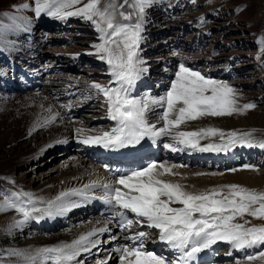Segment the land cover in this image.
<instances>
[{"label":"snow or ice","instance_id":"1","mask_svg":"<svg viewBox=\"0 0 264 264\" xmlns=\"http://www.w3.org/2000/svg\"><path fill=\"white\" fill-rule=\"evenodd\" d=\"M156 2L123 0L118 5L112 0H34L35 7L31 10L36 17L48 15L61 20L70 16L80 17L90 22L99 34L100 42L92 45L95 52L89 54L97 55L106 62L112 79L108 84L92 82L89 88L103 98L108 118L115 122V127L99 135L83 136L80 142L108 150H120L136 147L145 138L155 142L167 137L170 142L164 143L163 147L173 152L185 148L220 152L236 144L264 148V141H254L251 133H225L214 127L196 131L179 130L187 121L203 116H231L255 107L252 103L239 106L231 86L206 78L183 63L179 65L175 78L170 81V87L163 96L137 99L131 95L137 81L148 71L146 61L140 56V44L146 10ZM125 5L131 11H119ZM17 7L25 10L31 5L22 3ZM4 15L8 16V13ZM9 19L12 23L4 25L0 22V29L23 28L26 22L23 17L9 16ZM153 108L162 109L156 123L148 119ZM57 116L59 113L46 118L41 126L54 122ZM76 131L78 135H83L82 129ZM216 136H219V143H200L201 140ZM174 167L177 165L151 162L141 169L120 174L114 182L93 181L84 185L83 189L62 191L47 201L32 193L15 192L0 204V211L13 209L19 213L22 219L15 220L9 226L18 228L31 219L63 215L78 206L70 200L71 196L88 198L90 189L100 187L104 192L101 199L117 209L113 214L116 227L125 230L135 223L156 229L159 241L179 253L175 260L168 261L146 251L143 240L148 233L138 231L128 238L132 241L131 245L115 249L119 253L120 264H190L197 253L218 241L227 242L238 250L264 246V226L248 227V221L236 222L238 217L243 218L245 214L264 218V191L235 183L188 191L179 182L163 179L166 174L178 175L172 172ZM244 168L256 170L249 165ZM128 213L133 214L135 220L129 218ZM111 223L112 220L106 222ZM108 231L110 229L107 226L94 228L71 243L61 242L33 252L17 250L10 255L18 257L19 264H80L78 257L100 244L99 239L92 237ZM111 239L115 240L116 237ZM246 260L249 264L264 262V251L258 255H248ZM99 264L106 262L100 261Z\"/></svg>","mask_w":264,"mask_h":264},{"label":"rangeland","instance_id":"2","mask_svg":"<svg viewBox=\"0 0 264 264\" xmlns=\"http://www.w3.org/2000/svg\"><path fill=\"white\" fill-rule=\"evenodd\" d=\"M199 1L203 6L202 12H204L206 8L217 9V10L219 9L218 18L212 19L208 24L210 28H213V30L211 31L213 33L210 38L211 43L208 45V47L210 49H212L213 47H218L220 49L221 48L223 49L225 46L227 47L228 44H229L228 45L229 48L230 46H232V43H234L236 45L234 49V52L236 54L248 55V57L246 58L247 63L250 64L248 71L253 72V74H244L242 77L238 76V73H236L235 75L228 77L210 78V79L231 86L235 90L236 99L239 106L252 103L254 104L255 107L243 111L242 113H234L231 116H223V117L203 116L197 120H191L189 122L187 121L186 122V124H188L187 128L191 130L193 129L192 131H195L204 127H214L223 130L225 133L236 132L238 135L243 133H251L252 134L251 138L254 141H264V0H199ZM27 2H29L31 7L29 9L22 10L23 13H21V10H19L18 7L16 8V6ZM112 2L119 5L123 2V0H112ZM13 3L14 5L12 7L8 5L7 0H0V22H2L4 25H9L12 23L11 20L9 19V16H17V17L25 18L26 22L24 23V25L27 26V24L30 21V18L24 16H30L33 13V11H31V8L33 6L35 7L34 0H26V2H22L19 4H17L14 0ZM10 5H12V2L10 3ZM242 7L252 8L254 13L251 9L248 8V10H250V14L246 16L241 11ZM119 11L128 12L131 11V9L125 5L123 8H120ZM4 13H8V16H5ZM187 15L189 16L186 17L188 18L187 20L186 18H181L178 15L177 22L181 21L179 23H182L186 21L187 23L194 19L195 15H193L192 13L188 12ZM117 18L119 19V17ZM31 21L34 22V19H31ZM73 25H76L77 28H79L78 29L79 33L74 32L76 36H74L75 38H73V40L75 41H73V43L70 44H65L64 41H61V44L59 45L54 44L50 46L48 49H50L49 53L51 58L47 65L54 67L60 66L58 68L60 69L59 70L60 73L55 74V76H56V80L61 81L64 84L61 88L66 89L71 87H80L85 92L83 95L78 94V96L76 97L77 99L76 98L75 99L78 100L79 98H81L82 101H84L87 100L88 98L95 97L94 95H97L95 90L89 88V85L92 82L107 84L110 82L112 78L103 75V74L110 75L109 71L105 72L107 68L106 66L107 64L105 61H102L99 58H97L96 55L94 54L88 55L89 58L86 59L87 61L85 63V67L81 72H72V69L70 70L68 68L63 67V66H71L72 64L71 61H73V57H69L67 61L63 60L61 63L55 60V58H53L55 52H60L59 56H71L72 54L76 53L77 48H81V49L84 48L85 42L88 41L87 39L90 38L93 39L92 36L94 34L95 28L91 25L90 22H87L81 18L80 22H75ZM18 30H22V28L12 27V28L0 29V70H5L6 68L5 62L8 64V62L12 58L21 60V59H28L31 55H33L32 49L35 47L34 43H32L30 47H28L26 44L27 42L25 43L22 40V38L19 37L20 33L17 32ZM250 30L252 31L251 34L253 35L254 38L253 37L246 38V41H249L247 42V46L251 45L249 44L250 41L255 40L259 42L258 44L260 48L255 47V45H257L256 43L254 46L252 44V47L248 48L246 51L244 50V47L240 44L242 43V41L245 40V37ZM214 35H216V39L219 36L217 40L213 38ZM188 36H190V34H187V37ZM253 49L255 52L253 54H250L253 51ZM4 54L7 56L6 60L2 59L4 57ZM225 54H227L225 58H229L231 57V54H233V51L230 50L228 52H225ZM238 68L245 69L246 67L244 68L239 66ZM89 71L92 73L89 74ZM54 72L55 70L53 71V73H50L52 75L48 76L46 81H49L51 78H54ZM141 87L142 89L140 90V93L151 91L147 87L146 88L143 87V85ZM41 90L38 92H34L31 95L33 96V99L36 100V102L34 101V104L22 105L20 101L29 100L24 98V96H27L26 94H14L9 92L4 93L0 89V181L1 179L4 178L5 180H7V181L4 180V182L6 186H8V192H6L7 191L6 189L3 195L2 193H0L1 203L6 198H9L11 196L10 195L11 192H9L10 188L16 190L21 189L19 186L14 184L13 180H15L17 177L21 176L24 173H28V178L26 181L27 186L31 182H34L37 176L38 175L40 176L42 171L43 173L50 175V177L46 179L48 183L49 182L51 183L52 179H58V181H62V178L65 176L66 171L68 172V170L65 169V166L69 162L68 161L69 155L67 154L69 150L74 149V147L75 148L78 147L73 143L68 146L69 148H67L68 151L67 152L65 151V146L60 145L52 151L46 150L42 157L36 158L37 159L36 161L35 159L33 160L31 159L27 166L22 164L15 165L14 163L15 159L19 158L20 156L26 155L28 153L36 152L39 150L38 145L42 144L43 137L46 136V134H44L43 131L45 132L48 129V127L46 129L44 128V126H41L43 124L42 122L43 120H45L46 117H48L47 115L49 109L51 110V112L55 111L53 108L52 110L51 107H49L50 105L48 100H44L40 104L41 106L40 110L37 108L36 103L41 99V95H40ZM158 96H161V94L160 95L158 94ZM97 98H102V97L99 96ZM55 107L57 108L58 111L61 112L62 115L64 114L65 116V112H64L65 108H62L60 104H56ZM91 109L93 108L90 104L88 109H84L85 112L84 111L81 112V114H79L77 117L70 120L72 124L69 127V130L72 129V127L74 126H76V128L78 129H84L88 127L91 130H95V129L102 131L108 130L111 124L108 125L107 123L104 122L98 124L99 125L98 128L95 127L93 123L91 124L89 123L91 121L89 120L88 116L94 115V117H96L98 115L97 112H95L94 114L93 110ZM86 110H91V111L86 112ZM154 113L156 114V112ZM149 121L152 123H156L157 119H155V116H153V118L150 117ZM27 126L28 127L31 126L32 128L30 129L31 131H28L26 129L28 131V134L21 136L18 135V131L24 130V127L28 128ZM159 126L161 125L158 124V127ZM183 129H185V127H183ZM210 140L213 141L214 143L220 142L219 136L211 137ZM239 145L240 147L242 146L241 144H237L233 147H239ZM256 148L253 149L254 151H251L252 149L251 150L246 149L244 153L246 155H254L255 159L252 162H256L257 160L263 161L264 148H261L259 146L258 147L256 146ZM70 152L71 154H73L72 153L73 151ZM63 154H65L66 156L65 155L63 156ZM71 159L72 161L76 160V158H71ZM162 159H164V157H161L160 162L167 161L166 159L164 160ZM182 160H188V158H183ZM167 162H171V161H167ZM175 165H177V163ZM240 167H244L243 164H241ZM260 167H264V164H262V166ZM185 168H187L188 171H196L199 170L201 166L199 165L192 166L189 163V165H187V167L185 166ZM201 169L205 170L206 168H201ZM214 169L215 168H213V170ZM207 170H210V168H208ZM230 170H232V168H229L227 172H231ZM45 185L46 183L40 184V182H35V185L32 187L35 190L36 189L39 190L40 186H45ZM12 213L18 214L13 209H12ZM78 215H81V212H79L76 215H71L70 217H68V220L69 219L75 220L78 217ZM18 217H20V214ZM30 221L27 222L25 226H23L22 230H17L14 232H0V264H19V258L14 255H10V253L17 250L25 251V252H33L34 250L39 248L57 245L59 244V241L61 239H63L64 241L65 240L70 241L74 236V232L76 231V227L75 228L68 227V225H64V224H63L64 226L62 224H58L59 225L58 227L49 226L47 228L45 226L44 229H41V227L34 226L33 223L30 224ZM245 221H248V224L246 225L248 227L264 226V218H254L248 214H245L243 218L238 217L236 222L244 223ZM104 238L105 237H103V239ZM100 246L101 245L99 244L97 247L93 248V250L97 251V249ZM223 247H225V245H220L216 249ZM261 251H264L263 246H261V250L259 252ZM259 252H256V254ZM261 264H264V262H262Z\"/></svg>","mask_w":264,"mask_h":264},{"label":"bare ground","instance_id":"3","mask_svg":"<svg viewBox=\"0 0 264 264\" xmlns=\"http://www.w3.org/2000/svg\"><path fill=\"white\" fill-rule=\"evenodd\" d=\"M13 1L14 0H7L8 5L13 7V5H14ZM11 2H12V5H10ZM15 2L17 4H19L22 2H26V0H15ZM5 3H6V1H5ZM27 3H29V2H27ZM16 8H17V6H16ZM21 13H23L22 10H21ZM216 13H217V9H207L206 8L204 10V12H201L200 17L205 18V16H207L210 18V21H211L214 18H216V19L218 18V16H216ZM33 14H34V12H33ZM187 14H188V12H186L184 14H176V17L173 20L175 23L174 25L177 27L180 25L185 26L186 21L184 20L185 22H182V23H179L181 21L177 22L178 21L177 16L179 15L181 18H186V17H189ZM192 14L195 15L196 13H192ZM30 16H32V15H30ZM24 17H29V16H24ZM187 19L188 18H186V20ZM171 23H172V21L168 22L169 26L171 25ZM170 27H172V26H170ZM172 28H173L172 33L174 34V36H176L180 39V44L184 48L185 47H187V48L193 47L194 48L195 47L194 35L197 32L202 31V29H197L196 31L189 33L190 36L187 37V35L181 34L179 29L174 28V27H172ZM207 28H209L210 32L213 30V28H210L208 25H207ZM155 30L160 31L159 27ZM251 32L252 31L250 30L247 33V35L245 37V41H246V38L252 36ZM218 37H217V39H218ZM213 38L215 40H217L216 35H214ZM63 40H64V38H61V41H63ZM50 41L51 40H49L48 42H50ZM228 45H227V47L224 45L225 47L223 48V50H226L228 48ZM216 48L220 49L218 47H213L212 49H210L208 46L201 48V52L199 53V55L201 57H204L205 59H210L211 61H215L217 57L215 55H212V52ZM55 54H56V52H55ZM222 54H225V52L222 51ZM225 57L226 56H224V60H227L230 58V57L229 58H225ZM53 71H54V68L48 69L47 76L45 77L46 80H47L48 76L52 75L50 73H53ZM90 73H92V72L89 71V74ZM140 82L142 83V81H140ZM51 92H52V90L49 88H47V89L44 88L40 92L41 99L36 103L37 108L40 110L41 109L40 104L44 100H48L49 105H50L49 107H51V109L53 108L55 111L54 112L49 111L48 115H47L48 117H46V118H50L52 115H54L56 113H59V116L56 117L54 122L44 126V128L47 129V127H48V129L45 132L43 131V133L46 134V136L43 137L42 144L38 145L39 150L36 152L28 153L26 155L20 156L19 158L15 159L14 160L15 165L22 164V165L27 166L31 159L32 160L35 159V161H36L37 160L36 158L42 157L46 150L52 151L60 145L65 146V150H67V148H69L68 146L75 143L76 140H79V143H81L80 140L83 138V136L101 134L102 130H96V129L91 130L88 127L82 129L83 135L77 134L76 130L78 128H76V126H74L75 128L72 127V129L69 130V127L72 124V122L70 120H72V119H67L64 116V114L62 115L61 112L58 111L57 108L55 107L56 104L66 105L67 109L65 108V110H64L65 114L69 112V113H72L74 115H78L82 111H84V109H88L89 105L91 104V106L93 108L91 110H93L94 114H95V112H97L98 115L96 117H94V115L88 116L89 120L91 121V122H89L90 124L93 123V125H95V127H98L99 126L98 124H101L104 122L107 123L108 125L111 124V126H109L108 130H105V131H110L111 128L115 127V122L108 118L106 106L103 102V99H99L97 97H94V98L92 97V98H88L87 100H84V101H82V99L76 100L77 99L76 97L79 94L76 92V93H66L65 95L61 94L59 99L55 100L54 98H50L52 95ZM57 93L59 94V92H57ZM32 94L27 95L28 97L24 96L25 99H29V100L20 101V103L22 105L34 104V101L36 102V100L33 99V96H31ZM135 98L143 99L141 96H138ZM91 110H86V112H90ZM153 111L154 110H152V112ZM156 111H157V114H159L162 111V109L156 108ZM151 118H153V117H151ZM44 121L45 120H43V122H42L43 124H44ZM218 124H220V123H218ZM187 125L188 124H182L180 126L179 130L180 131H191V129L187 128ZM183 127H185V129H183ZM204 128H207V127H204ZM26 129L28 131H31L30 129H32V128H31V126H29L28 128L24 127V130L18 131V135L21 136V135L28 134V131ZM161 139H163V140H160L158 142L157 147H160L163 150V152L160 151L158 157L151 158L150 160H148L146 162H136L134 164L135 168L138 167L141 169L143 167H146L147 163L149 164L151 162L165 163L168 166H172V165H175L177 163V167L172 168V172L178 173V175L166 174L163 177V179L168 180V181H173V182H179V183L185 185L188 191H198V190H203V189H210L214 186L227 185V184H232V183H235V184H238L241 186H245L249 189H254L257 191H264V167H260V166H262V164H264V159H263V161L257 160L256 162H252L254 160V157H249V156L247 157L245 154H241L238 158H236L235 153L237 151V147H230L229 150L220 151V152H213V151L201 152L198 150H192V149L186 148V149L192 150V151H190L188 154L185 153L184 151H176V152L172 151L169 154L168 152H166L167 149H165L163 147V145H164V143H167L170 141L168 140L167 137H161ZM210 139L201 140L200 143L202 145H206L209 142H213ZM58 141H62V142H58ZM49 145H51V146H49ZM241 145L243 146L246 144H241ZM76 146H78V145H76ZM99 147L100 146L85 145V144L81 143V145L78 146L77 148L74 147V149L69 150V152L67 154V155H69V157H68L69 162L65 166V169H67L68 172L66 171L65 176L62 178V181H58V179H52V182L48 183L46 179L48 177H50V175L43 173V171H42L40 176L38 175L36 180L34 182H31L27 186L26 181L28 178V173H24L21 176L17 177L15 180H13L14 184L19 186L21 189L16 190V189L10 188L9 192H11V193L20 192V191L28 192V193H32L35 197H40V198H43L44 201H47L49 199H54L62 191H68L70 189H83L84 185H89L93 181H98L99 183L114 182L115 179L119 176V175L118 176L115 175V173H114V172H116L117 167L119 166V163H117V162L112 163V166H111V168L113 169L112 173H110L108 170L109 165L101 166V165L97 164L95 161H97L101 158V155H100L99 150H98ZM239 147H240V145H239ZM251 147L255 148L256 146H251ZM248 149H251V148H248ZM70 151H73L72 152L73 154H71ZM227 152H229V157L227 158L229 160V162H225L224 160H222L221 163L210 161L213 154H215L217 156H225V154ZM196 154H199L200 157L198 158L196 156ZM64 155L65 154H63V156ZM258 155H260V154H258ZM161 157H164V159H169L172 161L167 162L168 161L167 160L165 162H160ZM71 158H76V160L72 161ZM183 158H188V160H182ZM206 158H210V160L206 162L205 161ZM249 158H251V161ZM237 161H240V163L236 164ZM232 162L236 164L233 166L234 168H232V169H236L237 171L233 172L230 170L231 172H227L226 168L227 169L230 168L228 164H231ZM189 163L192 166L193 165H199V166H201V168H206V169L203 170L200 168L199 170H196V171H188V169L185 168V166L187 167V165H189ZM241 163H246L245 165L252 166V168H254L256 170H249V169H245L244 167H240ZM181 165L183 167H179ZM245 165L243 164V166H245ZM211 166L215 167V169L213 170V168H212V170H211V168H210ZM208 168H210V170H207ZM220 168H222V169L225 168V170H221ZM183 169H185V170H183ZM197 173H205L206 175H196ZM213 173H215V175H212ZM115 176H117V177H115ZM4 180L5 179L3 178V179H1L2 182L0 181V185H1L0 193H2V195L5 193L6 189H7L6 192H8V186H6ZM45 180H46V182H45ZM5 181H7V180H5ZM35 182H40V184L46 183V185L40 186L39 190H37V189L35 190L32 187L35 185ZM11 193H10V195H12ZM103 195H104V192H103L102 188L95 187V188H92L89 190L88 198L75 196V195L71 196L70 200L74 201L78 206L73 207L70 211H68L67 213H65L63 215H55L52 217L45 216L44 218L39 219V220H36V219L35 220L32 219L31 221L29 220L30 224L35 222L34 225L35 226H41V229H44L45 226L47 228L49 226L50 227H58L59 226L58 224L68 225V227H74V228L76 227V231L74 232V236L70 241H68V240L64 241L63 239H61L59 241V243H61V242L71 243L73 240L77 239L80 235L86 234L87 232L91 231L94 228H100V227L107 226L110 229V231L102 233V234H97V236L92 237V239H99L101 246L97 249V251H94L92 249L91 252L82 253L81 256L78 257L80 264H99L100 261H105L106 264H116L118 259H119V253H117L115 251V249L117 247H120V246H126V244H127L126 234H128L129 235L128 237H130L138 231H145L148 233L147 237L144 240L145 244L155 246L156 244L160 243V241L158 239V234L153 232V231H156V229L152 230L153 228H147L143 225H139V224H135V223L131 226V228H126L125 230H121L118 227H116V220L106 216L107 211L105 210V206L108 203H106L103 199H101V197H103ZM88 202H90V203L94 202L95 206L92 207L91 205H89ZM3 203H4V201H2L1 204H3ZM110 206H112V205H110ZM175 206H179V205H175ZM79 212H81V215H78V217L75 220H72V219L68 220V217H70L71 215H76ZM83 212H85V213H83ZM18 216H19V213L18 214L12 213V209H8L6 211H0V232H14L17 230H22L23 226H25L27 224V222H29V221H27L26 223L23 224V226L18 227V228L17 227H12V228L9 227L10 225L13 224V222L15 220L22 219L21 216L20 217H18ZM109 220H112V223L106 224V222ZM80 222H82V223H80ZM113 236L116 237L115 240L111 239V237H113ZM103 237H105V238L103 239ZM220 245H225V247H224V249H222V251L217 253L216 248L219 247ZM169 249H171V248L170 247L167 248V250H169ZM252 249L253 248L238 250V249H234L227 242L218 241L217 243L211 245L209 248L200 251L204 254L200 255L199 257H201L203 259V261L206 260L205 264H249V262H247V260H246V257L248 255H258V253L256 254L255 251H258L259 248H256V250H252ZM153 251H155V250L152 249L149 252H153ZM153 253H155V252H153ZM156 255H159V256L166 258V256L164 254H156ZM177 257L178 256H176V258ZM172 260L173 259H170L168 261H172ZM261 263L262 262H259V261L253 262V264H261Z\"/></svg>","mask_w":264,"mask_h":264},{"label":"crops","instance_id":"4","mask_svg":"<svg viewBox=\"0 0 264 264\" xmlns=\"http://www.w3.org/2000/svg\"><path fill=\"white\" fill-rule=\"evenodd\" d=\"M248 8H249V7H248ZM248 8H247V7H242V8H241L242 13H243L244 15H246V16H248V15L250 14V10H248ZM249 9L252 10V8H249ZM252 11H253V10H252ZM253 13H254V11H253Z\"/></svg>","mask_w":264,"mask_h":264}]
</instances>
